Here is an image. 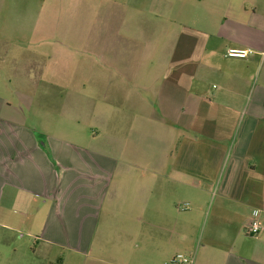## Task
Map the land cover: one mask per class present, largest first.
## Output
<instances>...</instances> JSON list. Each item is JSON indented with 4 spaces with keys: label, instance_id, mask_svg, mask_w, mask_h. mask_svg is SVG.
I'll list each match as a JSON object with an SVG mask.
<instances>
[{
    "label": "crops",
    "instance_id": "crops-1",
    "mask_svg": "<svg viewBox=\"0 0 264 264\" xmlns=\"http://www.w3.org/2000/svg\"><path fill=\"white\" fill-rule=\"evenodd\" d=\"M73 1L0 0V264H264V0H180L176 12L178 0H111L95 15L119 16L122 30L103 25L70 69L76 127L98 121L64 137L10 97L33 105L60 79L47 33L63 30ZM152 5L167 24L184 15L188 34L163 58L127 55L126 38L139 39L119 33L168 26L150 25ZM255 212L262 229L249 235Z\"/></svg>",
    "mask_w": 264,
    "mask_h": 264
},
{
    "label": "rangeland",
    "instance_id": "rangeland-1",
    "mask_svg": "<svg viewBox=\"0 0 264 264\" xmlns=\"http://www.w3.org/2000/svg\"><path fill=\"white\" fill-rule=\"evenodd\" d=\"M175 4L174 12L178 11V9L185 6L181 3L180 0L173 1ZM112 4L111 0H75L73 1V5H71V8L67 13L62 17L63 20V30L56 33H47V41H53L56 42V50L51 52V48L47 46L46 52L51 55L60 56L62 58V64H61V75L59 80L48 81L46 83V95L44 97H38V103L35 102V104L31 105H25L21 101V97H10V100L16 105L18 102H21L22 105L27 109L28 106H31V109L38 110L39 115L41 117V125L47 124L49 126H52L50 128L45 127V130L51 131L53 134L61 135L64 137L70 136L71 131H77V133L74 136L83 135L84 131H87V133H92V129L90 126H93L96 124L95 121H98V113H95L94 116L88 117L87 119H90L89 122H83L82 128L78 129L75 125V120L72 118L73 116V109L70 105V99L73 97L69 96L68 89H71V67L73 64L71 63L73 59H81L86 57V50H87V44L91 41H102L105 37V33L102 31V26L109 24L114 27H120L122 30V21L119 19V16H102V15H95L96 13L100 12L104 8L110 6ZM83 7L85 10V14L79 13L77 10L74 13V10L76 8ZM118 9V8H116ZM93 12L92 14H90ZM162 11L159 9H156L155 6L152 5L151 8V14L147 15L150 25H154L157 27L160 26H166V28H160L158 31L152 32V31H138V32H122L119 33L121 36H127L128 34H131V36H136L139 39V42H136L138 44V47L133 48L130 47V43H134L131 41L130 38H126L125 42L127 44V48H125L127 55L132 54H138L142 55V57H152L153 59H159L165 57V49H164V43L171 39H185V34H188V32L185 31V16L179 13V21L178 25L175 26L174 24H171V22H166L167 18L164 16ZM78 13V14H77ZM185 14V13H184ZM183 17H182V16ZM143 18V17H142ZM173 18H178L173 17ZM136 19V17H135ZM75 22L77 26H82L79 29L75 31H68L66 28H69V24L72 22ZM136 22V21H135ZM141 25L140 23H137ZM93 26V31L87 32L84 30L85 26ZM144 25V24H142ZM147 25V24H146ZM98 27V29H94ZM128 27V26H127ZM142 27V26H140ZM129 28V27H128ZM120 40H123L120 38ZM87 41V44H86ZM150 41H156L159 43V47L156 49H151L149 47H145V42ZM140 46V47H139ZM150 66V65H146ZM154 67V65H152ZM158 67L160 65L158 64ZM150 69L148 68L147 71ZM154 71V70H152ZM157 74L159 77L162 75L161 70H157ZM162 79L158 80V88L157 93L160 96L159 89L162 84ZM75 83V87L73 88H79L81 86V81H73ZM52 85V86H51ZM211 89L213 90V86H211ZM54 92V95L53 93ZM51 93V94H50ZM103 97L98 96L96 97L98 103H102ZM156 98V97H155ZM111 100L115 104H118L117 99L118 97H110ZM121 99V98H120ZM110 115V118L112 121H119L123 119L124 115L126 116V120H129V117L133 118L136 113L134 112H117L113 111L108 113ZM145 115V113L142 114V116ZM40 119V118H39ZM44 130V127H41ZM172 146L171 144H168L167 142L160 143V146ZM89 146V145H85ZM197 144L195 142L191 143H185V151L194 153L197 152ZM162 151L159 149V152ZM208 220V219H207ZM206 220V221H207ZM15 243H18L14 240ZM25 242V241H24ZM31 241V245H32ZM21 244V242H19ZM25 247V244L24 246ZM183 252V251H182ZM184 255V254H183ZM31 264H37L36 262H44V260L34 257L30 255Z\"/></svg>",
    "mask_w": 264,
    "mask_h": 264
},
{
    "label": "built area",
    "instance_id": "built-area-1",
    "mask_svg": "<svg viewBox=\"0 0 264 264\" xmlns=\"http://www.w3.org/2000/svg\"><path fill=\"white\" fill-rule=\"evenodd\" d=\"M253 51L251 50H244V49H229L226 53L227 57L229 58H236V59H247ZM188 204H185L183 207V210L188 209ZM254 219L250 223L247 233L249 235H257L261 231V224L259 222V212L254 213ZM190 260L183 254H178L175 257H173L170 261V264H189Z\"/></svg>",
    "mask_w": 264,
    "mask_h": 264
}]
</instances>
